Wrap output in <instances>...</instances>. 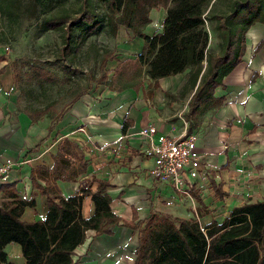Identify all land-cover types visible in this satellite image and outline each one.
<instances>
[{
    "label": "trees",
    "instance_id": "16d2710c",
    "mask_svg": "<svg viewBox=\"0 0 264 264\" xmlns=\"http://www.w3.org/2000/svg\"><path fill=\"white\" fill-rule=\"evenodd\" d=\"M99 7L101 14L97 12ZM158 7L163 9L160 30L148 36L142 30L150 22L149 10ZM40 16L36 31L56 34L59 44L55 61L66 72L80 71L82 52L92 49L86 43L91 35H114L122 26L142 40L138 54L118 61L111 70L106 68V62L114 60L115 55L102 49L97 74L88 75L86 87L70 104L89 90L90 83L119 92L137 90L148 80L146 93L150 95L158 78L184 72L175 94L165 92L164 96L179 100L188 95L184 118L189 121V129L204 111L221 104L222 98L213 95L214 89L223 86L222 78L241 61L244 33L255 22L261 23L263 30L253 52L264 45V0H0V35L6 40L23 19ZM208 22L215 32V51L207 47ZM11 70L13 85L20 94L15 65ZM108 71L112 72L109 78ZM36 74L40 80L53 81L40 68H36ZM19 94L17 109L31 122L48 112L49 105L35 107L28 103L21 108ZM66 110L67 107L50 119L49 130ZM125 125L123 120L121 131ZM86 166L82 149L63 137L52 155L51 167L37 165L30 169L31 186L46 203L44 217L33 221L20 218L25 206L34 205L33 200L19 198L13 183L0 184V263L12 264L5 260L3 246L14 242L20 247L24 264H77V259L72 258L73 250L83 243L87 231H92V237L111 235L112 227L122 226L136 231L131 264H264V197L234 206L220 223L211 220L204 226L195 219L160 212L137 220L134 209L126 221L109 209L110 198L104 191L107 181L92 176L75 194H60L55 181L73 182ZM90 181L96 183L91 193L87 184ZM210 186L217 197L223 195L212 180ZM86 194H90L93 212L82 218L80 202Z\"/></svg>",
    "mask_w": 264,
    "mask_h": 264
},
{
    "label": "crops",
    "instance_id": "0c3cea01",
    "mask_svg": "<svg viewBox=\"0 0 264 264\" xmlns=\"http://www.w3.org/2000/svg\"><path fill=\"white\" fill-rule=\"evenodd\" d=\"M158 13L155 23L149 22L142 30L148 36L160 30L163 10ZM262 30L263 25L255 22L245 31L241 61L222 78L223 86L213 92L215 97L222 98L221 104L204 111L197 121L190 123V129L189 121L184 118L188 95L179 100L164 96L165 92L175 94L184 80V72L158 78L157 87L151 89L150 95L146 93L148 80L137 90L113 92L106 87L93 88L70 104L49 130L51 118L42 116L31 122L17 109L18 95L14 91L11 67L0 60V159L26 160L12 168L3 183H13L19 198L32 199L34 203L23 208L20 218L33 221L44 217L45 198L31 186L29 172L37 165L51 167L52 155L63 137L82 149L87 166L73 182L55 181L60 194L64 197L75 194L92 176L107 181L104 191L110 198L109 209L122 220L130 219L132 209L137 220L152 212L187 219L183 203L191 199L200 214L197 218L207 224L214 219L204 218L207 207L198 189H206L214 199L224 201L228 213L234 206L261 200L264 197V45L256 52L253 48L261 39ZM115 36L117 55L111 61L114 63L111 68L118 60L138 54L142 47L141 38L132 36L122 26L117 28ZM123 120L126 125L121 131ZM147 124H154L163 133L175 134L185 129L195 134L202 168L197 177L188 179L187 195L174 192L170 185L156 182L148 175L151 160L142 155L143 139L138 135L139 129ZM210 180L223 192L221 197L214 193ZM38 183L42 185L41 181ZM87 184L89 193L93 192L96 183ZM89 195H84L80 202L82 218L93 212ZM202 207L200 211L198 208ZM223 218L215 221L220 223ZM111 229V235L96 237H92V231L86 232L83 243L73 250L72 258L80 260L77 264L133 261L136 231L122 226ZM3 252L7 262L24 264L18 244L6 243Z\"/></svg>",
    "mask_w": 264,
    "mask_h": 264
},
{
    "label": "rangeland",
    "instance_id": "374dc122",
    "mask_svg": "<svg viewBox=\"0 0 264 264\" xmlns=\"http://www.w3.org/2000/svg\"><path fill=\"white\" fill-rule=\"evenodd\" d=\"M160 10L163 9L158 7L149 10L148 16L150 17V22L153 24L157 20ZM97 12L101 14L102 8L99 7ZM40 19L41 16L37 19H23L17 31L13 32V35L9 36L6 40L0 35V58L1 61L9 64L11 69L13 65H15V75L22 92L19 94V91L15 89L14 85L13 87L15 93L17 95L19 94L20 107L27 106L28 103L35 107L49 105V110L43 117L52 118L55 114H58L59 111L68 107L70 105V100L80 90L86 87L89 74H97V64L102 56V49H107L114 53V55H117L115 49L117 45L115 42L116 31L114 35L103 32L89 36L86 43L92 45V49L90 50L87 48L82 52L78 65L80 71L78 73H71L61 70L58 67V63L55 61L54 53L59 44L56 34L51 31H36L35 27ZM205 29L207 32H210L207 47L209 50L215 51L216 37L212 25L209 22L206 23ZM119 36L121 37V33ZM123 40H126V38H123ZM111 61L106 62V68L108 70H111L114 64H111ZM36 68H40L47 72L53 81L40 80V78L36 76ZM111 73L112 72L108 71L107 78L111 76ZM101 87L105 86L90 83V88L87 92L91 91L93 88L98 90ZM197 191L205 207H207L204 211L206 212L204 215L206 220L214 219L220 221L228 213L229 209L224 201L219 202L217 199H214L206 189H198ZM183 204L187 219H195L200 226H203L205 221L203 219H198L200 214L195 209L196 204L194 203V205L191 199L189 202L186 201ZM198 209L202 211L203 207ZM125 259L128 262L129 258L127 257ZM78 261H80L79 257L77 263H79Z\"/></svg>",
    "mask_w": 264,
    "mask_h": 264
},
{
    "label": "built area",
    "instance_id": "2783aa9c",
    "mask_svg": "<svg viewBox=\"0 0 264 264\" xmlns=\"http://www.w3.org/2000/svg\"><path fill=\"white\" fill-rule=\"evenodd\" d=\"M138 135L143 139L142 155L151 160L148 175L156 182L170 185L174 192L187 195L188 179L197 177L202 168L195 134L185 129L175 134L163 133L154 124H147ZM25 162L10 157L0 159V183L7 180L12 168Z\"/></svg>",
    "mask_w": 264,
    "mask_h": 264
}]
</instances>
